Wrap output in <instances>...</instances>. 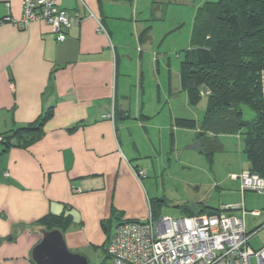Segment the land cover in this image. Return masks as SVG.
<instances>
[{
	"label": "crops",
	"instance_id": "1",
	"mask_svg": "<svg viewBox=\"0 0 264 264\" xmlns=\"http://www.w3.org/2000/svg\"><path fill=\"white\" fill-rule=\"evenodd\" d=\"M21 1L0 0V139L49 106L51 114L26 145L0 142V264H35L41 230L57 228L52 215L70 217L59 230L82 254L103 246L112 224L145 219L146 200L154 209L145 180L152 163L139 152L149 117L131 34L139 0H54L81 18L62 41L43 21L22 26ZM148 31L138 40L148 41Z\"/></svg>",
	"mask_w": 264,
	"mask_h": 264
},
{
	"label": "rangeland",
	"instance_id": "2",
	"mask_svg": "<svg viewBox=\"0 0 264 264\" xmlns=\"http://www.w3.org/2000/svg\"><path fill=\"white\" fill-rule=\"evenodd\" d=\"M205 1L209 0H175L172 5L167 0H156L155 6L159 7L154 10L151 0L148 3L139 0L140 11L132 20L131 34L137 43L136 52L143 58L138 76L142 84L141 100L145 104V113L142 114L149 116L141 119L148 121V125L146 129L142 125L139 127L143 139L139 152L143 161L152 163V171L145 179L153 192L150 198L154 209L151 213L154 219L160 216L176 218L196 210L207 212L220 204H241L246 211L243 217L246 231L251 232L260 226L247 242L251 249L257 250L264 245V191L246 190L241 193L238 180L232 177L248 170L242 136L220 134L218 139L222 148L209 161L201 151L188 148L196 141L194 128L177 126L172 130L170 127L172 114H176V118H193L196 125L203 116L206 98L202 97L191 105L187 92L181 87L179 73L185 51L191 44L196 8ZM127 20L131 21L130 17ZM143 29L149 30L148 41L138 40ZM132 68L136 70L133 66L130 71ZM243 117L252 118L248 107H244ZM156 198L163 201L157 202ZM145 205L149 214L151 209L147 200ZM251 210H257L259 214L254 215ZM227 213L240 215L241 209ZM114 230L115 225L112 224L107 238ZM83 250L87 264H112L106 242L103 246H87Z\"/></svg>",
	"mask_w": 264,
	"mask_h": 264
},
{
	"label": "trees",
	"instance_id": "3",
	"mask_svg": "<svg viewBox=\"0 0 264 264\" xmlns=\"http://www.w3.org/2000/svg\"><path fill=\"white\" fill-rule=\"evenodd\" d=\"M190 43L180 64L181 87L191 105L202 97L206 104L197 125L195 119L184 117L176 118L175 125L196 130L209 161L222 148L220 134L242 136L248 170L264 177V0L205 1L196 9ZM244 107L252 118L243 117ZM50 114L51 106L34 122L7 131L0 142L6 147L15 137L16 145H26L39 135ZM51 217L50 228L63 230L70 222L69 216Z\"/></svg>",
	"mask_w": 264,
	"mask_h": 264
},
{
	"label": "built area",
	"instance_id": "4",
	"mask_svg": "<svg viewBox=\"0 0 264 264\" xmlns=\"http://www.w3.org/2000/svg\"><path fill=\"white\" fill-rule=\"evenodd\" d=\"M20 24L33 20L47 23L57 40L66 37V30L80 21L78 13L58 7L54 0H22ZM144 171H139V176ZM239 182L241 193L264 191V177L251 170L232 175ZM241 209V214L227 213ZM258 215L259 211L251 210ZM246 214L241 204H220L211 212L183 215L176 218H155L149 211L145 219H123L106 242L112 264H264V245L253 250L248 239L260 228L247 232L243 223Z\"/></svg>",
	"mask_w": 264,
	"mask_h": 264
},
{
	"label": "water",
	"instance_id": "5",
	"mask_svg": "<svg viewBox=\"0 0 264 264\" xmlns=\"http://www.w3.org/2000/svg\"><path fill=\"white\" fill-rule=\"evenodd\" d=\"M188 148L201 151V142L196 139ZM41 234V240L32 251L35 264H87L85 255L67 248L59 229H42Z\"/></svg>",
	"mask_w": 264,
	"mask_h": 264
}]
</instances>
